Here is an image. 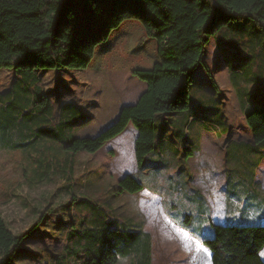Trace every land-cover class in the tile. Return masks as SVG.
<instances>
[{"label": "rangeland", "instance_id": "374dc122", "mask_svg": "<svg viewBox=\"0 0 264 264\" xmlns=\"http://www.w3.org/2000/svg\"><path fill=\"white\" fill-rule=\"evenodd\" d=\"M204 61L209 73L202 65L195 71L189 89V108L179 114L180 121L173 122L176 138L170 130L167 143L163 142L162 149L165 151L166 145L169 153L157 155L156 139L155 152L145 159L144 166L151 167V172L140 171L131 149H121L117 141L111 144L116 147L103 152L73 155L61 149L59 141L51 142L40 135L42 129L55 138L70 133L80 136L85 131L96 135L110 124L122 103L137 99L144 82L126 71L27 72L35 87L31 90L44 95V101L48 100L52 107L65 98L63 103L72 100L85 115L74 113L72 105L65 107L62 122L58 116L53 122L34 124L33 132L23 127L20 137L16 136L18 124L6 117L0 119V131L7 130L13 140L9 142L5 135L0 144V217L15 234L41 223L17 250L11 264H83L87 249L75 242L82 241L85 229L105 227L107 221L114 219L125 223V228L133 224L134 231L144 224L155 228L151 264H211L208 254L197 251L194 242L189 250L177 232L164 227L160 213L165 219L174 218L190 232L207 235L211 213L215 223L222 219L232 222L229 216L225 218L220 206L222 199L239 213L248 202L246 193L253 194V189H258L252 175L264 158V142H252L245 112L264 105V33L247 17L231 21L211 37ZM11 73L8 69L0 70V90L22 88V94L29 97L22 77L17 81L18 77ZM110 77L125 82L124 90L116 89ZM134 88L133 94L130 91ZM14 91L0 95L5 106L11 102ZM38 99L36 107L41 109L45 102ZM192 118L195 120L189 122L190 133L185 126H178L180 122L186 125V120ZM129 134L125 137L129 138ZM180 136L185 140H180ZM187 149L194 155L189 159L185 156ZM258 170L256 180L264 183V167ZM125 172L137 178L145 195L149 191L148 195L152 194L156 201L147 202V196L139 192L118 194L117 178ZM213 201L220 202L217 211ZM202 238L193 241L202 243ZM133 262L130 256L120 258L117 264Z\"/></svg>", "mask_w": 264, "mask_h": 264}, {"label": "trees", "instance_id": "16d2710c", "mask_svg": "<svg viewBox=\"0 0 264 264\" xmlns=\"http://www.w3.org/2000/svg\"><path fill=\"white\" fill-rule=\"evenodd\" d=\"M243 17L252 19L264 33V0H0V70L24 74L54 69L126 71L144 82L146 89L136 103L124 106L118 118L94 137L66 138L63 134L55 138L51 132L40 131V135L58 139L70 154H94L131 123L137 131V168L143 170L145 159L155 152L156 139L159 149L164 145L162 127L170 126L176 138L173 122L180 121L179 114L189 108L193 74L200 65L209 73L204 59L211 37ZM109 81L124 90L125 82L113 77ZM23 86L26 88L24 82ZM22 91L18 88L4 108L0 100V119L18 124L17 137L23 136V127L33 132L34 124L54 119L44 95L33 90L28 97ZM38 97L40 103L45 102L41 109L36 107ZM30 103L34 109L25 112ZM22 112V121H16L15 114L21 116ZM245 120L252 142H264V105L246 111ZM5 135L13 142L12 134L3 130L0 144ZM180 140L185 139L180 136ZM189 150L186 158L192 156ZM143 188L137 178L126 175L116 192L135 194ZM40 225L15 234L0 217V264H11ZM210 225V238L201 237V242L211 253V264H264L260 256L264 225ZM81 238L75 245L87 249L83 264H117L130 256L133 264H151L152 238L141 230L105 223L102 228L85 229Z\"/></svg>", "mask_w": 264, "mask_h": 264}, {"label": "crops", "instance_id": "0c3cea01", "mask_svg": "<svg viewBox=\"0 0 264 264\" xmlns=\"http://www.w3.org/2000/svg\"><path fill=\"white\" fill-rule=\"evenodd\" d=\"M13 75L14 78L18 77L17 81H19V79H21L22 77V82H24L26 85V88L29 89V93L31 95H33V90H31L32 88H34L33 86V81L31 80H28V79H32V75L31 74H28V73H16L12 70H10ZM117 74H122L121 71H118L116 72ZM129 73V72H128ZM130 74V73H129ZM20 76V77H19ZM108 79V78H107ZM23 85V84H22ZM142 87L144 88L143 91L140 93V95L145 91L146 89V84L144 83V85H142ZM6 91V92H5ZM14 89H9V90H0V92L3 94H9L11 92H13ZM17 91H14L13 95L16 93ZM11 95V94H10ZM139 95V96H140ZM139 96L137 97L136 100L134 101H128V102H125V103H122L121 106L119 107L118 110H116V112L113 114V118L109 121L110 124H108L107 126H105L104 128H101V130H99L97 132V134L99 132H101L103 129H105L106 127H108L109 125H111L119 116V113L121 111V109L124 107V106H128V105H133L136 103V101L138 100ZM28 98V97H27ZM26 98V100H27ZM65 100V98H62V103L59 102V105L58 104H53V107H52V112H51V115L54 116V119L52 118V120H50V122H53L55 120V118L59 116L60 118V121L62 122L63 121V110L65 107H68V106H71L77 110V113H79L78 115H80L81 117H83L85 115V113L83 111H81V109H79L80 107L78 106L77 103L73 102L71 99V101L67 102V103H63ZM3 105V108L6 107L4 104ZM29 108H26L25 112L26 111H32L34 109V104L32 105V103H30L29 106H27ZM59 108V112H56V109ZM38 110V109H37ZM60 110H61V116H60ZM79 110V111H78ZM25 112H22L21 116H19L18 114H15V119L16 121L20 118H22V115L25 114ZM38 112V111H37ZM59 114V115H58ZM14 115V114H13ZM51 116V117H52ZM90 117L91 114H89ZM28 118V116L26 117ZM51 119V118H50ZM186 120V119H185ZM192 120H195V118L193 119H188L186 121L187 124L184 125L185 128H186V131L188 133H190L189 129H188V125H189V122L192 121ZM112 121V122H111ZM182 125H183V122H182ZM162 128H165V132H164V135L162 136V138L160 139L161 141H165L167 143V140H166V136H169V132L171 130V127L168 126V125H165L164 127ZM130 133L129 134V138L128 137H125V135L127 133ZM81 132L80 133V136H76V137H94L96 135H91V134H86V131L85 133ZM72 135V133L68 134V136L64 135L66 138L70 137ZM136 136H137V131L136 129L134 128V126L130 123L128 124V126L126 127V129L120 134L118 135L117 137H115L114 139L106 142L104 144V146L98 150L97 152H100V151H104V149H110V148H113V147H116V146H111L112 143L114 142H118V146L122 149V148H126L127 150L131 149V151L133 152L134 154V159H135V153H134V142H135V139H136ZM66 138H61L62 141L64 142L66 140ZM184 138V136H183ZM189 138V137H188ZM185 139V138H184ZM49 140L51 142H55V140L59 141L58 139H53V138H49ZM61 149H63V145L61 146ZM159 151V150H158ZM96 152V153H97ZM167 153H169V151L167 149H165V151L162 149V151L159 152V154L157 153V155L159 156H166ZM194 156V155H193ZM193 156H190L189 158L193 157ZM187 158V159H189ZM136 162V160H135ZM260 166H257V171L255 170L253 175H252V178H253V183H255L256 186H258V189H260V193L258 192V189H253V194L252 193H246L245 197L248 198V202L247 203H244L242 205V209L241 211L238 213L237 211L234 210V207L232 205H229L227 204V201H225V199H222L223 203L221 204L219 201H213L212 202V206L213 208L217 211V208H218V204L220 203V206L222 207V210L224 211L225 213V218L229 216V218H232V222H225V219H222L221 221L215 223L216 221L214 220V213L210 214V222H212L213 224H217V225H227V224H241V225H255V224H261V225H264V183L262 181H257L259 180L258 179V174L260 175V171L258 170V167L262 170L263 167H264V158L261 160ZM137 166V164H136ZM151 167H144L143 170H140V171H143V172H151V170H149ZM126 175H130L128 172H125V175L123 176H118V182L120 181V179H122L124 176ZM257 179V180H256ZM262 183V185H259L258 183ZM143 190V189H142ZM140 191L139 194H143L144 196H147V198L145 199L147 202H152V201H156V199L154 198H151V195H148L150 194V192L148 191V193H146L145 195V190L144 191ZM241 190H238V192H240ZM119 194V193H118ZM121 195V194H120ZM235 197V196H234ZM251 197H253V201L251 200ZM222 198H225V197H222ZM262 199V201L260 200ZM260 200V201H259ZM147 202H144L143 201V204H147ZM148 206H150V204H147ZM160 213V212H159ZM215 215L216 212H215ZM160 217H161V222H163V225L164 227H166L169 231H173V232H176L174 230H176L177 228L179 229H184L186 232H188L189 236L193 237V238H201V237H208L210 236V233H211V225H210V231H209V234H198V233H195L194 231H189L187 227H184L182 226L181 224H179L174 218L170 219V218H167L165 219V217L162 216V214L160 213ZM226 218V219H227ZM117 219H114L113 221L109 222L107 221V225H111L113 228H119V227H115V225H119L120 227H124L125 228V223H117V221H115ZM212 220V221H211ZM209 222V223H210ZM133 224H131V227L130 228H127V229H131L132 230V227ZM139 227V226H137ZM143 227V228H142ZM142 227H139V230H142L143 232L149 234L153 240V237H155V228L151 229L149 226H145V224L142 226ZM264 248L262 249L261 253H260V256L261 258L264 260ZM207 254H208V259H210L211 261V253L210 251L208 252L207 251ZM152 260V259H151Z\"/></svg>", "mask_w": 264, "mask_h": 264}, {"label": "snow or ice", "instance_id": "6c2138e0", "mask_svg": "<svg viewBox=\"0 0 264 264\" xmlns=\"http://www.w3.org/2000/svg\"><path fill=\"white\" fill-rule=\"evenodd\" d=\"M176 232L181 237V239H182V241L184 243V246L186 248L191 250L192 244L194 242L195 245H196V250L197 251H204L205 253H207V249H205L203 247L202 243H200L199 240L193 241V237L189 236L188 232L184 231L183 229H179V228L176 229ZM209 264H210V262H209Z\"/></svg>", "mask_w": 264, "mask_h": 264}, {"label": "water", "instance_id": "95a60500", "mask_svg": "<svg viewBox=\"0 0 264 264\" xmlns=\"http://www.w3.org/2000/svg\"><path fill=\"white\" fill-rule=\"evenodd\" d=\"M129 106V105H128Z\"/></svg>", "mask_w": 264, "mask_h": 264}]
</instances>
